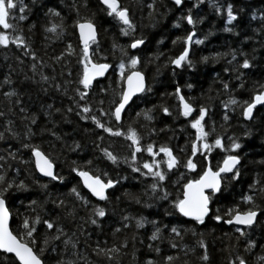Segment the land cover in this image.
<instances>
[{
	"label": "trees",
	"instance_id": "trees-1",
	"mask_svg": "<svg viewBox=\"0 0 264 264\" xmlns=\"http://www.w3.org/2000/svg\"><path fill=\"white\" fill-rule=\"evenodd\" d=\"M14 2L17 7L6 18L12 27L0 26L9 38L0 45V174L4 177L0 187L12 185L5 193L11 231L19 238L24 235L25 218H39L33 233L36 243L30 246L43 264H146L149 260L152 264H239L237 258L245 264H264V104L253 109L251 118L243 116L244 107L264 85V0H182L180 6L173 0H118L127 10L131 28L109 16L98 0ZM229 4L236 19L226 24L223 9ZM216 7L221 8L220 14ZM50 8L59 15H50ZM186 15H191L193 25L183 19ZM82 20L93 22L98 31L90 50L92 59L110 65L83 98L77 95V90H85L78 83L84 66L79 63L83 49L75 26ZM53 24L58 25L56 30L46 31ZM191 31L187 62L174 67L170 61L183 51V38ZM16 35L23 39L20 46L12 43ZM136 39L143 43L131 50L130 43ZM131 56L138 60L134 69L145 75L146 90L132 99L116 122L113 109L123 78L134 70L127 66ZM244 59L250 61L247 69L239 67ZM121 62L125 68L118 72ZM177 88L192 108L188 117L180 114ZM84 106L89 113L81 111ZM201 107L205 108L201 123L208 133L204 142L212 151H198L192 157L196 168L189 170L185 165L196 138L191 120L199 116ZM145 112L151 119L145 118ZM80 115L88 118L82 120ZM93 115L112 131L97 128ZM129 128L138 137L135 160ZM217 138L221 147L214 145ZM233 140L241 145L239 149H231ZM149 144L155 157L146 151ZM165 146L178 162L171 169L159 151ZM33 147L54 164L57 180L38 174ZM105 150L117 158L115 162ZM229 154L241 157L239 175L232 180L230 174H222V189L208 192L210 214L205 220L197 223L176 212L171 202L182 198L183 185L198 178L207 165L216 170ZM153 158L165 175L156 191L150 187L154 178L141 175L148 171L144 162ZM78 171L116 183L107 190L106 199H95L82 186ZM20 184L23 187L17 188ZM161 187L166 199L161 198ZM244 195L252 196V201L245 203ZM96 207L105 210L103 217L95 215ZM234 207L257 210L252 226L239 227L243 236L235 231L237 226L224 223ZM216 215L220 221L213 219ZM45 220L53 228H47ZM156 229L157 238L150 240ZM42 240H47L43 252ZM250 240L252 246L247 247ZM12 258L0 251V264H12Z\"/></svg>",
	"mask_w": 264,
	"mask_h": 264
},
{
	"label": "snow or ice",
	"instance_id": "snow-or-ice-1",
	"mask_svg": "<svg viewBox=\"0 0 264 264\" xmlns=\"http://www.w3.org/2000/svg\"><path fill=\"white\" fill-rule=\"evenodd\" d=\"M100 2L103 5H106L107 8V14L109 16H114L118 21H121L125 26L128 28H131V23L128 19L126 9L118 6V0H100ZM174 3L177 6H180L182 4V0H174ZM196 5L194 4L193 7ZM17 7V4L14 2V0H0V26H2L4 29H8L12 27L9 23L6 22V18L9 17L10 12L14 10ZM21 10H23V5H20ZM151 8L152 5H149ZM221 8L216 7L217 14L221 13ZM224 12L227 14L226 24L235 20L236 16L234 12L232 11V5H228L225 9H223ZM48 13L52 16H58L59 13H57L54 9H49ZM20 20H23L24 17L21 15L19 17ZM185 21L189 25H193L195 21L191 17V15H186L183 17ZM77 30L79 31V37H80V43L83 45V53L80 57L79 63L82 64L83 67V74L80 77L78 83L83 86L85 92H81L80 90H77V95L81 96V98L84 97L86 90L89 89L92 79L94 76H102L104 74L105 69L108 68L107 64H94L89 57V51L88 46L91 42H93L96 39V31L94 24L90 20H84L83 22H76L75 24ZM178 27V25H176ZM58 25H51L49 28L46 29V31H55ZM225 31H230L229 28H225ZM121 32L123 34L125 33V29L121 28ZM193 33L189 32L187 37H184V49L183 52L180 53L179 56L172 59L170 62L172 65H175L176 67H181L182 62L186 61V56L189 51L188 43L192 37ZM180 39V38H177ZM9 42V38L2 32H0V45H6ZM176 41H173L175 43ZM12 43L17 44V46H20L23 44V39L20 35H16L14 39H12ZM143 43L142 40L136 39L134 40L130 47L135 49L138 45H141ZM196 44H200L201 41L197 39L195 41ZM69 48H71V45H69ZM243 55V53H241ZM138 60L136 56H131L130 59L127 60V66L131 69H134L137 65ZM242 69H247L250 67V61L248 59H244L242 63L239 66ZM125 68V63L121 62L118 65V72L123 71ZM235 71V69H233ZM120 81H118V84ZM191 87V85H189ZM225 88L228 87L227 84L224 85ZM261 91L255 93L252 97V102L248 103L246 107L243 109V116L245 119H249L252 116V110L253 108L260 103H264V85H260ZM146 90V86L144 83V78L141 75L139 71L132 70L127 75L126 78L123 80V89L122 93L120 94L119 102L114 107V115L117 121L121 119V110L125 107L126 104H128L129 100L132 98L134 93H140ZM101 91H104L101 89ZM5 95H9V93H6ZM175 95L179 100V109L180 114L182 116L188 117L189 113L192 112L191 106L185 102V98L180 94V89L177 88L175 90ZM229 103H236L234 100H230ZM81 111L83 113H89L90 109L87 106L82 107ZM162 111H164L166 114L168 113L167 108H163ZM79 115V113H78ZM101 115H104V113L101 111ZM146 119H151V117L148 115L147 112L144 113ZM205 115V108L201 107L199 109V116H197L194 120H191V127L195 129L196 132V138L191 143V150H192V156H189L186 162V167L189 170L195 169L196 164L193 162L192 157L196 155L198 151L207 150L209 152L212 151V146L208 143L204 142V138L208 135L206 131H204L203 125L201 123L202 118ZM80 118L87 119L88 117L84 115H80ZM226 118V117H225ZM91 119L96 124L97 128H103L105 132H111L112 130L104 127V125L97 120L96 116H92ZM116 135H120L121 133L117 131L115 133ZM245 136L248 135L247 132L244 133ZM127 137L129 140L132 141V145L134 148L132 159L135 160V151H139L140 149L136 147L138 142V137L135 133V131L131 128L128 129ZM199 141V143H197ZM214 145L216 147H221V140L217 138L214 141ZM24 147H28V145H24ZM231 149H239L241 145L237 143L235 140L232 141L230 145ZM146 151H148L153 157H155V153L153 152V146L149 144L146 148ZM160 152L164 153V155L167 157V167L168 169L173 168L174 165H176L178 162L177 160L172 156V153L168 147H161L159 149ZM32 154L36 157V167L37 169L42 172L45 176L50 177L52 180H57L58 177L53 174L52 171V165L49 163L47 159L35 148H32ZM106 157L115 162L116 157L113 156L110 152H107L105 150ZM205 160H207V157H205ZM241 161V157L239 155L229 154L225 155L223 161L219 164V166L216 168L215 171H213L210 167H205L202 174L199 176L198 179L195 180H188L187 183L183 185V198L177 199L175 201H172V206L176 210V212L180 213L181 215L185 217H191L195 222L202 223L205 220V217L210 214V200L211 196L207 195L205 190H210L211 194H216L222 189V184L224 181V176L222 174H230L231 179L235 180L237 179V176L239 175L238 167ZM143 168L147 169V173L141 172V175H151L156 182L150 185V187L153 189V191L157 190L158 182H162L165 180V175L161 170L160 163L153 158L151 163L144 162ZM73 171L76 172L77 170L73 168ZM133 171H140L137 168H133ZM77 174L81 177L83 180L84 186L92 193L93 196L98 197L101 200L106 199L105 196V189L112 187L116 181L108 180L106 183L102 182V180L98 176H91L86 171H79ZM4 177L2 174H0V180H3ZM255 183V181H253ZM12 187L11 184H9L7 187H0V250L4 254H14L12 258V264H42V259L40 255L34 250V247L30 245H34L36 241L33 239V233L35 231V226L39 220V218L32 219L29 221L27 218H25L24 223L22 225L24 231V235L21 237H17L9 230L8 225V210L5 207L6 204V197L5 193L9 191V189ZM17 188H22L23 185H16ZM250 187H252L250 185ZM73 192H75V189H72ZM160 191H164V189L161 187ZM261 192H264V188L261 189ZM167 192L164 191V196L161 197L163 199L167 198ZM253 197L249 195H244L242 197V200L245 203H248L252 201ZM95 215L97 217H103L105 215V210L100 207H96L94 209ZM167 214V213H166ZM226 215H231V219L224 220V223L227 224H237V225H244V226H252L254 224V221L257 217V210H254L252 208H249L248 210L240 211L237 210L235 207L230 208L229 212L226 213ZM214 220L220 221L221 216L216 215L213 217ZM93 224L96 223V220L91 221ZM43 223L46 225L47 228L51 229L53 228V224L47 220L43 221ZM137 227L142 226L141 220H137ZM153 224H155V221H152ZM59 231V229H57ZM172 232H176V228L173 227L171 229ZM236 232L240 233V235H244V232L241 230V228L237 227L235 229ZM159 233V229H156L155 232L152 233V235L149 237L150 240L156 239L157 235ZM27 237V240L25 239ZM55 239V237H53ZM47 243V240H42L40 242L41 248L40 251H44V245ZM65 243H68V241H65ZM252 241L250 240L247 247L252 246ZM175 246V245H173ZM200 246L204 247L203 241H200ZM264 247V245H262ZM116 249L113 248L110 251H115ZM100 252H104V249H100ZM166 259H172L171 257H166ZM203 259H207V257H203ZM239 260V264H245V261L243 259L237 258ZM146 264H152V261H147Z\"/></svg>",
	"mask_w": 264,
	"mask_h": 264
},
{
	"label": "water",
	"instance_id": "water-1",
	"mask_svg": "<svg viewBox=\"0 0 264 264\" xmlns=\"http://www.w3.org/2000/svg\"><path fill=\"white\" fill-rule=\"evenodd\" d=\"M174 1V0H173ZM99 2H100V0H99ZM101 3V2H100ZM102 4V3H101ZM103 5V4H102ZM103 6H105L106 7V5H103ZM118 6L120 7V4H119V2H118ZM126 13H127V11H126ZM80 22H83V21H80ZM94 27H95V25H94ZM95 31H96V27H95ZM76 32H77V35H78V39H79V43H80V37H79V31L77 30V28H76ZM193 33V32H192ZM193 36V35H192ZM191 39H192V37H191ZM191 39H190V41H189V43H188V48H189V46H190V42H191ZM80 45L83 47V45L80 43ZM138 46H140V45H138ZM137 46V47H138ZM133 49V48H132ZM88 51H89V47H88ZM189 52V51H188ZM188 54V53H187ZM88 59H90V52H89V57H88ZM91 60V59H90ZM92 61V60H91ZM92 63H94V64H104V63H95V62H93L92 61ZM173 66H175V65H173ZM176 67V66H175ZM108 69H109V67L107 68V69H105V71H104V74L108 71ZM135 71H139V70H135ZM140 73H141V75L143 76V78H144V83H145V76H144V74L141 72V71H139ZM103 74V75H104ZM102 75V76H103ZM98 77H101V76H94L93 77V79H92V81L94 80V79H96V78H98ZM125 78H126V76H125ZM124 78V79H125ZM141 93V92H140ZM140 93H134L133 94V96H132V98L129 100V102H128V104H126L125 105V107L121 110V116H122V113H123V111L125 110V108L129 105V103L131 102V100L133 99V97L134 96H136V95H138V94H140ZM264 103H260V104H257L255 107H259V106H262ZM254 107V108H255ZM253 108V109H254ZM113 113H114V110H113ZM252 113H253V110H252ZM114 118H115V115H114ZM115 120H116V122H120V120L119 121H117V119L115 118ZM39 151V150H38ZM44 157H45V159H47L48 161H49V163H51V165H52V171H53V174L55 173L54 172V164L52 163V162H50V160L41 152V151H39ZM32 158H33V163H34V167H35V169H36V171L38 172V174L40 175V176H42V177H45V178H50V177H48V176H45L42 172H40L38 169H37V167H36V157L35 156H33V154H32ZM223 161V160H222ZM206 167H209V165H207ZM213 170V169H212ZM213 171H215V170H213ZM79 172V171H78ZM86 172H88V171H86ZM89 173V172H88ZM202 174V173H201ZM200 174V175H201ZM55 175V174H54ZM89 175H91L90 173H89ZM199 175V176H200ZM77 176H78V178H79V180H80V182H81V184H82V186L89 192V194L92 196V197H94L95 199H99L98 197H95V196H93L92 195V193L84 186V183H83V180L81 179V177L77 174ZM91 176H93V175H91ZM199 178V177H198ZM198 178H196V179H198ZM51 179V178H50ZM195 180V179H194ZM102 182H104V181H102ZM106 183V182H105ZM187 183V182H186ZM109 188H107V189H105L104 191H105V194H106V192H107V190H108ZM208 191H210V190H205V192H206V194L208 195ZM182 198H183V191H182ZM181 198V199H182ZM5 207L7 208V205L5 204ZM7 210H8V208H7ZM183 216V215H182ZM208 216V215H207ZM206 216V217H207ZM185 217V216H184ZM205 217V218H206ZM186 218H188V219H191V220H193L191 217H186ZM229 219H231V217L229 218ZM226 220H228V219H226ZM256 220V219H255ZM10 222H11V214H10V212H9V210H8V225H9V230L11 231V229H10ZM255 222V221H254ZM227 224V223H226ZM227 225H234V226H237V227H246V226H244V225H237V224H235V223H233V224H227ZM12 232V231H11ZM13 233V232H12ZM14 234V233H13ZM15 235V234H14ZM0 251H2V250H0ZM10 255H12V256H14V254H10ZM42 264H43V262H42Z\"/></svg>",
	"mask_w": 264,
	"mask_h": 264
},
{
	"label": "flooded vegetation",
	"instance_id": "flooded-vegetation-1",
	"mask_svg": "<svg viewBox=\"0 0 264 264\" xmlns=\"http://www.w3.org/2000/svg\"><path fill=\"white\" fill-rule=\"evenodd\" d=\"M98 1H99V0H98ZM100 4H101V3H100ZM119 4H120V3H119ZM101 5H102V4H101ZM104 7H105V6H104ZM105 8H106V7H105ZM126 11H127V10H126ZM127 16H128V14H127ZM82 21H84V20H82ZM79 22H80V21H79ZM92 23H93V22H92ZM93 24H94V23H93ZM94 25H95V24H94ZM95 27H96V25H95ZM191 32H192V31H191ZM193 34H194V33H193ZM186 37H187V36H186ZM192 37H193V36H192ZM97 38H98V31H97V28H96V39H95L93 42H91V43L89 44V46H88V47H89V52H90V50H91V46H92V44H93L94 42H97ZM191 41H192V39H191ZM132 42H133V41H132ZM132 42H131V43H132ZM131 43H130V45H131ZM190 44H191V42H190ZM140 46H141V45H140ZM140 46H138L137 48H139ZM81 47H82V46H81ZM137 48H135V49H137ZM82 49H83V47H82ZM130 49H131V50H135V49H132L131 47H130ZM182 52H183V51H182ZM179 55H180V54H179ZM90 59H91L93 62H95V63H104V64H107V63H105V62H96V61H94V60L92 59L91 55H90ZM107 65H108V67H109V69H110V65H109V64H107ZM174 67H175V66H174ZM109 69H108V70H109ZM134 70H136V69H134ZM131 71H132V70H131ZM139 71H140V70H139ZM107 72H108V71H107ZM107 72H106V73H107ZM129 72H130V71H129ZM129 72H127V73L125 74V76H126ZM106 73H105V74H106ZM142 73H143V72H142ZM105 74H104V75H105ZM143 74H144V73H143ZM104 75H103V76H104ZM125 76H124V78H125ZM144 76H145V75H144ZM101 77H102V76H101ZM98 78H99V77H98ZM124 78H123V80H124ZM96 79H97V78H96ZM94 80H95V79H94ZM94 80H93V81H94ZM93 81H92V82H93ZM91 84H92V83H91ZM145 85H146V80H145ZM121 93H122V92H121ZM141 93H142V92H141ZM141 93H140V94H141ZM138 95H139V94H138ZM136 96H137V95H136ZM134 97H135V96H134ZM134 97H133V98H134ZM131 101H132V100H131ZM113 110H114V109H113ZM113 115H114V114H113Z\"/></svg>",
	"mask_w": 264,
	"mask_h": 264
}]
</instances>
